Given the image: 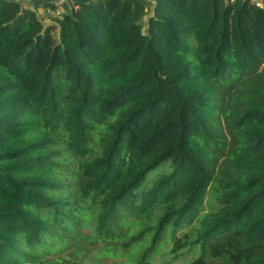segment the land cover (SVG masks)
<instances>
[{
    "label": "trees",
    "instance_id": "obj_1",
    "mask_svg": "<svg viewBox=\"0 0 264 264\" xmlns=\"http://www.w3.org/2000/svg\"><path fill=\"white\" fill-rule=\"evenodd\" d=\"M55 10L0 0V264H152L194 224L174 258L264 264V8Z\"/></svg>",
    "mask_w": 264,
    "mask_h": 264
},
{
    "label": "rangeland",
    "instance_id": "obj_2",
    "mask_svg": "<svg viewBox=\"0 0 264 264\" xmlns=\"http://www.w3.org/2000/svg\"><path fill=\"white\" fill-rule=\"evenodd\" d=\"M155 173L150 175V180L153 179ZM216 202L214 201L212 190L207 193L206 200L203 205L202 215L207 214L216 209ZM198 224H194L191 227L185 228L177 233L168 231L166 236L163 238L160 250L150 259L152 264H189L191 261L195 260L198 255V249L194 248L189 250V252H182L177 258L170 253L172 248L173 237H179L183 234H189L194 236L197 232ZM171 234H174L173 236Z\"/></svg>",
    "mask_w": 264,
    "mask_h": 264
},
{
    "label": "built area",
    "instance_id": "obj_3",
    "mask_svg": "<svg viewBox=\"0 0 264 264\" xmlns=\"http://www.w3.org/2000/svg\"><path fill=\"white\" fill-rule=\"evenodd\" d=\"M82 1V0H58L55 2L56 10L53 12H48L50 16H55L57 18H61L64 15L63 7L68 6L69 8H76V2ZM230 3H235L237 1H248L251 5H253L256 8L262 9L264 8V0H227Z\"/></svg>",
    "mask_w": 264,
    "mask_h": 264
},
{
    "label": "crops",
    "instance_id": "obj_4",
    "mask_svg": "<svg viewBox=\"0 0 264 264\" xmlns=\"http://www.w3.org/2000/svg\"><path fill=\"white\" fill-rule=\"evenodd\" d=\"M21 1H24L26 3H28V5L30 7H34V6H40L41 4L45 3V2H57L58 0H18V2H21ZM39 14H41L42 12L41 11H38ZM49 11H47V16L46 18L49 19V14H48Z\"/></svg>",
    "mask_w": 264,
    "mask_h": 264
}]
</instances>
